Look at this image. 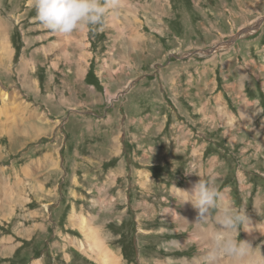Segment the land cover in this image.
Listing matches in <instances>:
<instances>
[{"label":"rangeland","instance_id":"1","mask_svg":"<svg viewBox=\"0 0 264 264\" xmlns=\"http://www.w3.org/2000/svg\"><path fill=\"white\" fill-rule=\"evenodd\" d=\"M115 3L64 35L32 0H0V94L24 103L0 95V119L46 127L0 132V204L26 199L9 219L0 210V264H106V248L111 264H194L208 254L195 232L216 212L187 221L197 211L176 188L199 179L245 211L239 238L251 228L264 254V0ZM98 226L101 248L83 233Z\"/></svg>","mask_w":264,"mask_h":264},{"label":"clouds","instance_id":"2","mask_svg":"<svg viewBox=\"0 0 264 264\" xmlns=\"http://www.w3.org/2000/svg\"><path fill=\"white\" fill-rule=\"evenodd\" d=\"M32 4L35 19L47 29L64 35L85 25L100 23L109 9L117 7L115 0H32ZM261 113L264 108H257L254 115ZM176 189L186 194L184 203H190L197 211L193 223L204 224L216 212L217 229L211 237L216 256L239 257L253 250L251 242L239 238L240 226L249 222L245 211L220 204L222 194L213 182L199 179L190 192Z\"/></svg>","mask_w":264,"mask_h":264},{"label":"bare ground","instance_id":"3","mask_svg":"<svg viewBox=\"0 0 264 264\" xmlns=\"http://www.w3.org/2000/svg\"><path fill=\"white\" fill-rule=\"evenodd\" d=\"M0 28H2V30H3L5 27L3 25H1ZM0 39H1V41H0L1 46L3 47V49L7 53L8 51H10V45H9L10 44V41H9V37H8V35L4 31H1L0 32ZM7 56H9V55H6V57ZM4 66L5 65H4L3 61L0 60V71L1 72L4 69ZM22 81H25V80H22ZM23 84L24 83H22V85ZM0 95H2V101H4L5 104L8 101H11V102H9L7 104L8 105L7 107H11L12 108L14 105L15 106L16 105L23 106V104H24L22 101L20 102L19 99L18 100L16 99V97H18L16 94L15 95H12L10 99H9V97H8L7 94H0ZM0 111H1V109H0ZM21 113L19 114V118L20 119L23 117V114H21ZM3 115H5V114H3ZM11 118H13V117H6L5 120L0 119V132L1 133H3L5 130H7V135L8 134L10 135V134H12L14 132H17L19 134V136H20V134H25V133L28 134V136H30V135L32 136V132L33 133H36L37 132L38 133L37 134L38 137H41L42 135H44V134H40L41 131L43 132L45 130L42 127H39V124H40L39 122H41V120L39 119V117H36L37 118V121L35 120L36 122H38V124H32V125H29V126H23L24 130H21V131L16 128V127H21L22 126V124L20 122L17 123L18 125L8 126L9 125V121L11 120ZM13 123H14V121H13ZM20 137H22V135ZM12 139H13V137H12ZM25 139H27L26 136H25ZM6 180H5V184H6ZM35 181L39 185H42L43 184V183L40 182V180L38 178H36ZM17 195H18L19 199L17 201H12L13 195H11L9 192L6 193V194H3V199H5V201H3V203L0 204V210H5V212L7 214L6 215V218L7 219H9L12 216V214H13V207H14V204L13 203L14 202H17L18 205H22L23 206L24 201L26 200L21 193H17ZM222 205L223 206H227L225 202H223ZM193 211H192V209L185 210V212L187 214V217L189 219L187 217H184L183 216L184 219L187 218L188 219L187 221H189V220H191L190 219L191 217L192 218H196L195 214H191V213H193ZM72 218L77 221V222H75V220H72L71 219L72 222L77 223V227L78 226H80V227L82 226L83 227V224L85 225V221L83 222V219H81V218H78L77 219L75 216H72ZM78 221L80 222L81 225L78 223ZM181 222L183 223V221H181ZM185 223L187 224V222H185ZM251 223L254 225L253 222H251ZM247 225L253 226V225H250V223H248ZM215 228H217L216 218L214 219V225L213 226L211 225V222H210V225L208 227H204V225H202L201 227H199V229H200L199 230L200 231L199 234L197 232L198 230L195 232V239L197 238V240H198V242H199V244L201 246L200 247L201 248L200 249L201 252L204 249H208V254L206 252V255L205 256L203 255L200 259H198L196 262H194V264H196V263H200L201 264L204 260H206L208 262V264H264V254L257 252V253H254V255H253V251L252 250L248 254H246L244 256H239V257L216 256L214 254V252H213V246H212V240H211L212 233H214L216 231ZM99 230H101V227H99V226L98 227H94V229L92 227L91 228H88L87 231L86 230H83V233H88V231H91V236H89V237H91V238H93V240H95L94 241V244H96L97 248H101L99 244H104L105 243V240H104L103 236H101ZM244 235H245L244 240L251 242L252 243V246H254V241H253L254 240L253 239V236L254 235H253L252 229L251 228H247L246 231H245V233H244ZM193 240H191V241H193ZM209 246L212 247V250H210L211 248ZM3 250H5V251H8L9 250L10 251V249L7 246L3 247ZM254 251H257V250H254ZM113 255L114 254L108 248H106V254L104 253V254L101 255V260L103 261V258H104V262L106 264H111V263H113V260H114V256Z\"/></svg>","mask_w":264,"mask_h":264},{"label":"crops","instance_id":"4","mask_svg":"<svg viewBox=\"0 0 264 264\" xmlns=\"http://www.w3.org/2000/svg\"><path fill=\"white\" fill-rule=\"evenodd\" d=\"M25 117H26V115H25ZM38 117H39V119L41 120V122H39L40 123V125H43V123H44V120H45V118H44V120H43V117H42V115H38ZM34 121V122H33ZM33 121H31L30 123L29 122H21V124H22V126L21 127H16L18 130H24V128H23V126H29V125H32V124H38V123H35L36 121L35 120H33ZM39 125V126H40ZM45 131H46V127H43V126H41ZM24 144V143H23ZM23 144H22V146H23ZM57 160V159H56ZM56 160H54L55 162H54V164H53V162H52V164H53V166H55L57 163H56ZM23 171H30L29 170V168L26 170L25 169V167H24V170ZM48 171H50V172H52L53 170H51V169H49ZM47 171V172H48ZM34 177V175H32V178ZM35 180H36V178H35ZM34 180V181H35ZM33 182V181H32ZM36 182V181H35ZM4 184H5V179H4ZM38 186H39V184H38ZM5 190V189H4ZM71 220V219H70ZM72 222V221H71ZM73 224H74V226H77L74 222H72ZM79 227V226H78ZM104 238V240L106 241L107 240V237H103ZM7 239H8V237H7ZM10 243V242H9ZM8 242H7V244L10 246V244H9ZM9 251V250H8ZM81 252V251H80ZM82 253V252H81ZM101 259V258H100ZM39 263V262H38Z\"/></svg>","mask_w":264,"mask_h":264},{"label":"water","instance_id":"5","mask_svg":"<svg viewBox=\"0 0 264 264\" xmlns=\"http://www.w3.org/2000/svg\"><path fill=\"white\" fill-rule=\"evenodd\" d=\"M261 24L263 25V24H264V21H263ZM261 24H260V25H261ZM260 25H259V26H260Z\"/></svg>","mask_w":264,"mask_h":264}]
</instances>
